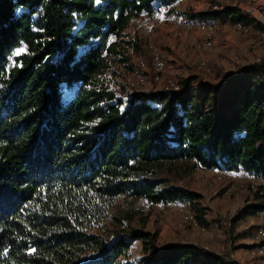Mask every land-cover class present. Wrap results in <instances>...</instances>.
<instances>
[{"label": "trees", "instance_id": "1", "mask_svg": "<svg viewBox=\"0 0 264 264\" xmlns=\"http://www.w3.org/2000/svg\"><path fill=\"white\" fill-rule=\"evenodd\" d=\"M171 1L0 0V264H224L122 228L143 202H191L208 225L199 195L174 184L199 168L264 183V59L219 86L189 76L178 91L112 88L114 66L143 46L127 33L133 20ZM190 17L264 29L236 5ZM255 200L249 208L264 214ZM108 221L116 229L104 233ZM136 241L143 254L131 259Z\"/></svg>", "mask_w": 264, "mask_h": 264}, {"label": "rangeland", "instance_id": "2", "mask_svg": "<svg viewBox=\"0 0 264 264\" xmlns=\"http://www.w3.org/2000/svg\"><path fill=\"white\" fill-rule=\"evenodd\" d=\"M189 5L191 13L212 11L216 5L219 7L236 5L250 8V14L255 18L260 17V13L264 15V0H240L237 3H233L232 0H190ZM256 19L261 21L259 18ZM252 29L250 34L242 35L230 25H220L213 37L214 47L208 54V64L202 67L198 64V45L204 40L203 32L195 29L188 31L184 36H179L174 23L165 17L159 27L153 28L144 37L146 40L143 42L142 52L145 53L150 44L163 52L167 61L165 80L173 78L180 82L185 77L194 76L198 80H208L219 86L228 71L238 69L242 55L240 48L244 45L250 51H258L254 59L258 57L264 59V48L259 43L257 29L253 24ZM127 33L130 36L137 34L133 23L127 29ZM131 63H118L110 72L111 86L119 94L130 91L131 67L134 65ZM162 85L161 82L157 86ZM249 176L232 182L218 179L216 169L199 168L190 176L174 183L199 195L193 203L196 208L200 206L206 210L205 218L208 225H205L204 230L183 222L178 202L154 205L143 202L141 205L143 212L133 221H125L122 228H137L157 233L159 248L169 244H191L222 256L224 261L264 264L262 258L251 253L253 245L249 244V241L260 219H255L257 213L250 211L247 205L254 202L256 197L251 185L262 182ZM238 216L239 219L234 221ZM225 219L232 220V224L225 226L223 224ZM114 228L116 229L108 221L102 224L101 230L104 232L106 229ZM107 234L114 235L113 232ZM142 254V242H134L129 250V257L136 259Z\"/></svg>", "mask_w": 264, "mask_h": 264}, {"label": "built area", "instance_id": "3", "mask_svg": "<svg viewBox=\"0 0 264 264\" xmlns=\"http://www.w3.org/2000/svg\"><path fill=\"white\" fill-rule=\"evenodd\" d=\"M97 2V0H94ZM100 1V0H99ZM240 0H232L237 3ZM190 0H173L165 4H159L152 14H144L133 20L134 30L137 35L146 40L144 37L148 35L153 28L159 27L164 18H168L170 22L176 26V31L179 36H184L188 31L199 29L204 34V40L198 45V64L200 66H207L208 54L214 47L213 37L220 25L232 26L242 35H248L252 32V25L243 20L232 21L230 18L218 20H197L190 17ZM223 6H215L213 10H220ZM245 12L250 13V8H242ZM29 12V9L17 8V12ZM256 33L259 37V43L264 48V29H257ZM116 37L112 36L110 41L113 42ZM99 39L96 40L98 42ZM84 46L82 49H87ZM129 54L137 68L132 71L131 81L129 86L139 91L152 93L155 91H178L180 90V83L173 78L165 80V70L167 68V61L163 52L153 44L148 45L147 51L144 53L142 49L137 51L134 48L129 50ZM261 57H258L255 62H260ZM236 70V69H235ZM162 82V86L158 87ZM217 177L220 180H230L232 182L240 181L249 176L242 169H216ZM250 177V176H249ZM252 184V189L256 195L264 200V183ZM178 210L184 223H190L193 226L200 227L203 230L205 225H200L198 222L196 211L191 202L178 203ZM233 219V218H232ZM225 226H230L232 220L225 219L223 221ZM251 253L264 260V214L260 218V222L256 225L255 232L252 237ZM229 264H238L237 262H229Z\"/></svg>", "mask_w": 264, "mask_h": 264}, {"label": "crops", "instance_id": "4", "mask_svg": "<svg viewBox=\"0 0 264 264\" xmlns=\"http://www.w3.org/2000/svg\"><path fill=\"white\" fill-rule=\"evenodd\" d=\"M260 13V12H259ZM256 18H259L262 22H263V24H264V15H262L261 13H260V17L259 16H256ZM240 51L242 52V55H241V60H240V62H239V66L237 67V68H240V67H245V66H247V65H249V64H251V63H253V62H255V60L256 59H254V56H255V54L258 52L257 50H253V51H250L249 49H247L246 47H245V45L243 46V47H241L240 48ZM228 72H231V71H228ZM256 203V200L254 201V202H250V203H248L247 205H248V209L250 210V211H252L250 208H249V206L250 205H252V204H255ZM246 205V206H247ZM259 215H262V213H257L256 214V217H255V219H260L261 217L259 216ZM249 244H252V238H251V241H249ZM224 260V259H223ZM224 264H229V261L227 260V261H224L223 262Z\"/></svg>", "mask_w": 264, "mask_h": 264}, {"label": "snow or ice", "instance_id": "5", "mask_svg": "<svg viewBox=\"0 0 264 264\" xmlns=\"http://www.w3.org/2000/svg\"><path fill=\"white\" fill-rule=\"evenodd\" d=\"M97 2H99V0H97ZM19 54V53H18Z\"/></svg>", "mask_w": 264, "mask_h": 264}]
</instances>
